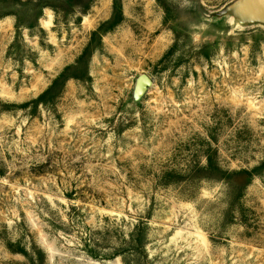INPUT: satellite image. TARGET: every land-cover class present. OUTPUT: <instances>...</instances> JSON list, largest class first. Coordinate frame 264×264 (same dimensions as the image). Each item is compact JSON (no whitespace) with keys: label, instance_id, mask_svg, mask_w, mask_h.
Returning <instances> with one entry per match:
<instances>
[{"label":"rangeland","instance_id":"rangeland-1","mask_svg":"<svg viewBox=\"0 0 264 264\" xmlns=\"http://www.w3.org/2000/svg\"><path fill=\"white\" fill-rule=\"evenodd\" d=\"M0 264H264V0H0Z\"/></svg>","mask_w":264,"mask_h":264},{"label":"water","instance_id":"water-1","mask_svg":"<svg viewBox=\"0 0 264 264\" xmlns=\"http://www.w3.org/2000/svg\"><path fill=\"white\" fill-rule=\"evenodd\" d=\"M153 82L147 75H142L140 78V87L152 86Z\"/></svg>","mask_w":264,"mask_h":264}]
</instances>
